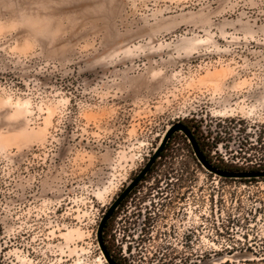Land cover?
<instances>
[{
	"label": "rangeland",
	"instance_id": "obj_1",
	"mask_svg": "<svg viewBox=\"0 0 264 264\" xmlns=\"http://www.w3.org/2000/svg\"><path fill=\"white\" fill-rule=\"evenodd\" d=\"M176 122L214 165L264 170V0H0V264H109L100 220ZM187 138L154 176L186 167L199 232L122 242L116 208L108 253L264 264V177L208 171Z\"/></svg>",
	"mask_w": 264,
	"mask_h": 264
},
{
	"label": "flooded vegetation",
	"instance_id": "obj_2",
	"mask_svg": "<svg viewBox=\"0 0 264 264\" xmlns=\"http://www.w3.org/2000/svg\"><path fill=\"white\" fill-rule=\"evenodd\" d=\"M160 157V154L155 157L148 171L135 185L128 188L130 182H127L119 190L120 201L117 210L122 242H125L130 234L133 236L135 233L138 236L152 235L153 241L157 236L162 235L173 240L181 236L182 243L187 249L189 238L194 232H199V226L195 228L190 221L193 213L191 198L194 183L187 180L186 167L181 168V174L177 173L178 169L175 167H171L175 169L167 175L156 173L161 180H155L154 169ZM150 177L152 180L149 179ZM200 194H203V189L200 190ZM201 198L200 204L196 206L197 211L203 208V195ZM167 243L176 245L172 241Z\"/></svg>",
	"mask_w": 264,
	"mask_h": 264
},
{
	"label": "water",
	"instance_id": "obj_3",
	"mask_svg": "<svg viewBox=\"0 0 264 264\" xmlns=\"http://www.w3.org/2000/svg\"><path fill=\"white\" fill-rule=\"evenodd\" d=\"M182 131L191 142L192 148L194 150V153L197 157V159L201 162V164L210 172L215 173L219 176L225 177V178H256V177H264V170H254V171H228L221 169L212 163H210L206 157L203 155L202 151L200 150L196 140L194 139L191 131L187 128L186 125H184L181 122H176L169 126V128L166 130V133L163 137V140L161 144L158 146L155 154L152 156V158L149 160V162L145 165L144 168L137 174L136 177L132 179L130 182V186L135 185L142 177L143 175L148 171L149 167L152 165L155 157L160 153V151L163 149L165 144L168 142V139L171 137V135L176 131ZM164 142V144H163ZM128 187V188H129ZM120 201V196L116 197V199L112 202V204L109 206V208L106 210V212L103 214L100 223L98 225L97 229V236L98 240L100 241V245L102 250L104 251L107 261L109 264H116V262L112 259L110 254L108 253L104 242L102 238V231L106 225V222L110 215L114 212V210L117 208Z\"/></svg>",
	"mask_w": 264,
	"mask_h": 264
},
{
	"label": "trees",
	"instance_id": "obj_4",
	"mask_svg": "<svg viewBox=\"0 0 264 264\" xmlns=\"http://www.w3.org/2000/svg\"><path fill=\"white\" fill-rule=\"evenodd\" d=\"M185 125H186V124H185ZM186 126H187V125H186ZM187 128L191 131V133H192L194 139L196 140V142H197V144H198L200 150L202 151L203 155H204V156L206 157V159L211 163V161H210V160L207 158V156L205 155V152H204V149H203L201 143L197 140L194 131H192V129H191L189 126H187ZM212 164H213V163H212ZM213 165H214V164H213ZM215 166H217V167H219V168H221V169L223 168V167L220 166V165H215ZM224 170H225V169H224ZM228 171H230V170H228ZM252 171H254V170H252ZM102 238H103V231H102ZM103 241H104V238H103ZM113 260H114V259H113ZM114 261H115V260H114ZM115 262H116V261H115ZM116 264H118V262H116Z\"/></svg>",
	"mask_w": 264,
	"mask_h": 264
},
{
	"label": "bare ground",
	"instance_id": "obj_5",
	"mask_svg": "<svg viewBox=\"0 0 264 264\" xmlns=\"http://www.w3.org/2000/svg\"><path fill=\"white\" fill-rule=\"evenodd\" d=\"M166 133V132H165ZM165 135V134H164ZM164 137V136H163ZM163 137H162V140H163ZM162 140H161V142H162ZM161 142H160V144H161ZM163 144H164V142H163ZM133 186V185H132ZM132 186H130L129 188H131Z\"/></svg>",
	"mask_w": 264,
	"mask_h": 264
}]
</instances>
